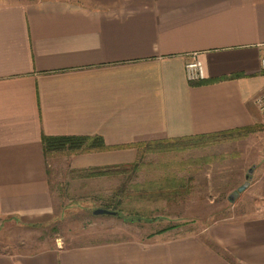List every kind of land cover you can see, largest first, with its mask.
<instances>
[{"label": "crops", "instance_id": "crops-1", "mask_svg": "<svg viewBox=\"0 0 264 264\" xmlns=\"http://www.w3.org/2000/svg\"><path fill=\"white\" fill-rule=\"evenodd\" d=\"M263 49L264 0H0V221L55 218L43 135L103 138L57 152L79 173L134 163V142L263 122ZM195 58L203 83L186 78ZM94 216L37 250H0V264H264V214L178 233Z\"/></svg>", "mask_w": 264, "mask_h": 264}, {"label": "rangeland", "instance_id": "rangeland-1", "mask_svg": "<svg viewBox=\"0 0 264 264\" xmlns=\"http://www.w3.org/2000/svg\"><path fill=\"white\" fill-rule=\"evenodd\" d=\"M176 141L172 148L167 144L174 141L156 150L158 145L141 148L136 168L114 172L102 185L71 170L61 154L48 153L55 218L36 226L1 219L0 250L19 244L33 251L89 229L93 208L110 195L104 185L121 195L122 217L143 233L167 226L169 233L199 232L216 221L264 214V120L248 133L193 138L192 145H183L188 139Z\"/></svg>", "mask_w": 264, "mask_h": 264}, {"label": "trees", "instance_id": "trees-1", "mask_svg": "<svg viewBox=\"0 0 264 264\" xmlns=\"http://www.w3.org/2000/svg\"><path fill=\"white\" fill-rule=\"evenodd\" d=\"M229 77H233V76H229ZM201 82L203 83V81ZM252 129L253 128L248 127L244 130L242 129V131H245L248 133V132H251ZM238 131L239 130L234 131V132H238ZM231 132L232 131H227V132L217 133V134L202 135V136L174 137V138H163V139L151 140V141H138V142L125 145L123 147L134 146L137 148L138 152L140 153L141 148L142 149L146 148V149L151 150L152 148H154L153 146L155 145H158V147H155L154 150H156V148L159 149L161 147L160 145L163 142L174 141L172 143L167 144V146L170 145V148H172V146H177L176 144L179 143L176 140L188 139L189 141L186 143H183V145H190L191 144L190 140L193 138L215 136L218 134H225V133H231ZM42 144H43V149L46 155L48 153H53V152H65V151H72V152H79V151L83 152L84 151L85 152V151H90V150H103V149L108 148L105 145L103 138L99 135H95V136H88V135L47 136V135H43ZM149 144H153V145H149ZM134 163H131L128 165H122V166L116 165V166L93 167L89 169H84V170H81V172L83 173L80 175L83 177H90V176H99V175H104V174H112L114 172H119V173L126 172V168L129 167L130 165H133V168H136ZM109 194H110L109 196L102 199V201L98 204L97 207H95V209L103 208V209L113 211L115 212V214L121 215V211L118 210L120 204L122 203L121 195H118L117 192H114V193L109 192ZM169 227H172V226L160 228L156 230L155 232H163L167 230Z\"/></svg>", "mask_w": 264, "mask_h": 264}, {"label": "built area", "instance_id": "built-area-1", "mask_svg": "<svg viewBox=\"0 0 264 264\" xmlns=\"http://www.w3.org/2000/svg\"><path fill=\"white\" fill-rule=\"evenodd\" d=\"M259 64L261 69L264 70V49L260 55ZM185 74L187 80L190 82H197L203 80L205 75L202 62L197 58L188 61L185 64ZM254 104L256 105L259 112L264 116V91L259 93L254 98Z\"/></svg>", "mask_w": 264, "mask_h": 264}, {"label": "water", "instance_id": "water-1", "mask_svg": "<svg viewBox=\"0 0 264 264\" xmlns=\"http://www.w3.org/2000/svg\"><path fill=\"white\" fill-rule=\"evenodd\" d=\"M251 171H252V169H250L248 171V173H251ZM244 187H245V185L240 186L236 191L232 192L229 195L228 199L232 200L236 196L237 192L241 191ZM93 213L94 214H110V213H114V212L110 211V210H107V209H103V208H96V209L93 210Z\"/></svg>", "mask_w": 264, "mask_h": 264}]
</instances>
